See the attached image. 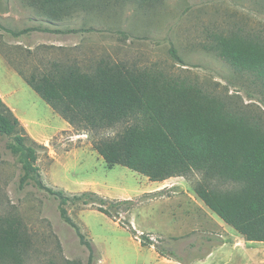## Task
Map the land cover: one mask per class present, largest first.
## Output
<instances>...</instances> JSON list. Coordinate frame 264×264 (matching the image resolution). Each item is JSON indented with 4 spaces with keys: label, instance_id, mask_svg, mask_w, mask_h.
Returning a JSON list of instances; mask_svg holds the SVG:
<instances>
[{
    "label": "rangeland",
    "instance_id": "1",
    "mask_svg": "<svg viewBox=\"0 0 264 264\" xmlns=\"http://www.w3.org/2000/svg\"><path fill=\"white\" fill-rule=\"evenodd\" d=\"M42 7V0H0V93L39 138H46L34 140L45 147L36 161L43 184L70 197L93 192L132 200V206L120 207L121 222L174 256L166 259L141 246L128 228L90 205L69 202L68 216L95 247L93 264H264V243L245 242L196 197L199 176L150 182L123 166H108L92 148L93 134L70 126L60 130L66 122L19 75H40L53 63L83 72H92L100 61L157 69L197 83L264 121V86L232 69L212 48L216 35L232 31L264 36V0H79L63 6L57 18ZM26 28L60 33L32 31L14 39L5 31ZM8 142L0 136V215L19 218L30 239L23 264H86L88 251L60 219L58 202L32 182L19 188L22 172ZM161 190V197L148 195Z\"/></svg>",
    "mask_w": 264,
    "mask_h": 264
},
{
    "label": "trees",
    "instance_id": "2",
    "mask_svg": "<svg viewBox=\"0 0 264 264\" xmlns=\"http://www.w3.org/2000/svg\"><path fill=\"white\" fill-rule=\"evenodd\" d=\"M76 1L42 0V8L57 18L63 6ZM5 31L14 39L32 31L60 33L38 28ZM212 48L232 69L253 75L264 86L263 35L242 31L216 35ZM171 54L178 60L174 50ZM19 75L73 130L93 134L92 148L105 164L123 166L150 182L199 176L193 191L204 206L245 242L264 243V121L258 114L185 78L123 63L100 61L92 72L53 63L40 75ZM108 131L113 134L104 136ZM0 136L9 139L6 149L20 164L19 188L32 182L58 202L60 219L88 251L86 264L98 260L95 247L68 216L69 202L90 205L128 228L141 246L174 259L144 234L138 235L130 223L121 222L120 207L132 206V200L105 199L93 192L70 197L45 186L36 166L38 151L45 147L29 137L1 98ZM148 195L164 194L161 190ZM29 247L19 218L0 215V264H23Z\"/></svg>",
    "mask_w": 264,
    "mask_h": 264
},
{
    "label": "crops",
    "instance_id": "3",
    "mask_svg": "<svg viewBox=\"0 0 264 264\" xmlns=\"http://www.w3.org/2000/svg\"><path fill=\"white\" fill-rule=\"evenodd\" d=\"M0 98L12 110V112L14 113V115L18 118V120L20 121V123L22 124V126L25 128L26 132L29 134V136L33 140H35L36 142H43V141H45L46 138H39L40 135L36 134L35 129L32 127V125H33L32 123L28 122L27 120H23L20 116H18L16 114L15 109L6 102L5 97L1 93H0ZM63 126L64 127L61 128L60 130H67V128H68L69 125L66 123V125H63ZM207 260H209V259L208 258H205V260H203V261L206 262Z\"/></svg>",
    "mask_w": 264,
    "mask_h": 264
}]
</instances>
